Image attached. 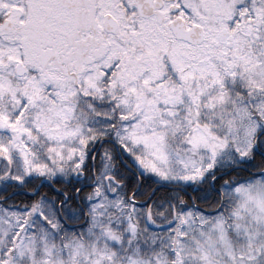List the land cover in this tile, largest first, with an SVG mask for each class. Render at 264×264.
I'll list each match as a JSON object with an SVG mask.
<instances>
[{
	"label": "snow or ice",
	"instance_id": "snow-or-ice-1",
	"mask_svg": "<svg viewBox=\"0 0 264 264\" xmlns=\"http://www.w3.org/2000/svg\"><path fill=\"white\" fill-rule=\"evenodd\" d=\"M0 264H264V0H0Z\"/></svg>",
	"mask_w": 264,
	"mask_h": 264
}]
</instances>
